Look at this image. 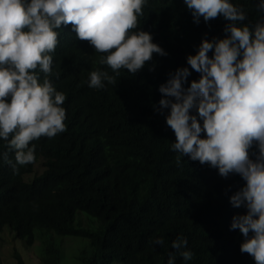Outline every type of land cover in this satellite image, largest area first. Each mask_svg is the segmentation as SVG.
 <instances>
[{
    "label": "trees",
    "instance_id": "16d2710c",
    "mask_svg": "<svg viewBox=\"0 0 264 264\" xmlns=\"http://www.w3.org/2000/svg\"><path fill=\"white\" fill-rule=\"evenodd\" d=\"M229 2L243 7L244 23L264 20L259 0ZM143 11L139 30L150 33L167 55L154 53L135 74L121 69L116 84L105 82L103 89L88 84L92 71L115 75L99 63L105 54L79 40L71 25L57 29L50 80L66 95V131L33 141L36 160L24 166L0 139V153L7 152L12 162L0 159V246L10 232L26 247L39 241L35 252L41 264H60L64 252L54 236H76L88 240L74 255L78 264H168L169 253H175L174 264H255L240 251L245 238L239 229H231L233 217L247 209L233 207L230 197L246 182L239 174L223 178L218 169L187 156L177 164L179 154L171 148L175 133L166 123L170 109L159 105L160 85L178 68L191 72L184 88L199 80L187 57L203 39L225 38L230 22L221 15L194 23L184 0H148ZM190 114L198 116L195 109ZM78 212L94 224L77 222ZM178 236L187 239L191 261L172 249ZM161 237L164 244L156 245ZM14 255L16 264H23Z\"/></svg>",
    "mask_w": 264,
    "mask_h": 264
},
{
    "label": "clouds",
    "instance_id": "9594fccd",
    "mask_svg": "<svg viewBox=\"0 0 264 264\" xmlns=\"http://www.w3.org/2000/svg\"><path fill=\"white\" fill-rule=\"evenodd\" d=\"M147 2L0 0V139L8 141L16 164L35 162L33 141L66 131L62 107L66 95L50 80L59 43L57 29L71 25L79 40L105 54L99 63L115 75L92 71L88 84L103 89L105 82L116 84L121 69L135 74L154 53L167 55L152 42L150 33L139 30ZM184 3L194 23L199 24L200 17L207 23L221 15L230 23L224 28L225 38L203 39L197 53L187 57L191 70L200 74L199 80L184 88L191 72L182 67L159 87L160 108L170 109L166 123L176 137L171 148L179 154L177 164L181 156H187L218 169L223 178L230 174L242 177L246 183L230 197V203L247 211L233 217L231 229H239L245 238L240 251L252 256L255 264H264V20L255 25L244 23L247 13L229 0ZM256 7L264 12V0ZM192 109L198 116L190 114ZM253 148L257 151L252 152ZM0 159L12 164L7 152L0 153ZM12 167L19 171L16 165ZM154 243L163 245L164 240L157 238ZM187 245L183 236L171 244L185 262L194 257ZM174 260L175 253H169L168 264Z\"/></svg>",
    "mask_w": 264,
    "mask_h": 264
},
{
    "label": "rangeland",
    "instance_id": "374dc122",
    "mask_svg": "<svg viewBox=\"0 0 264 264\" xmlns=\"http://www.w3.org/2000/svg\"><path fill=\"white\" fill-rule=\"evenodd\" d=\"M39 172H41V169H38L35 173ZM32 176L33 174H30L28 176L29 179L27 180H30ZM81 220L85 221L83 224H94L92 223L91 218L85 212H78L76 214V221L78 222ZM54 241L56 243H61L64 252V261H62L60 264H78L74 258V255L78 252L79 248L88 246L87 239L76 236H54ZM38 243L39 241H35L34 245L26 247L22 244L21 240L14 238L10 232H5L4 239L2 240V244L0 246V264H16V258L14 255L15 252L18 253L23 259V264H41L39 257L35 252L37 247L40 252V247L37 246Z\"/></svg>",
    "mask_w": 264,
    "mask_h": 264
}]
</instances>
